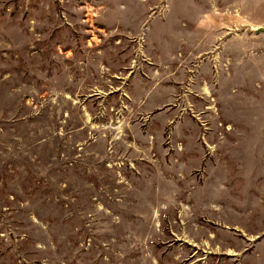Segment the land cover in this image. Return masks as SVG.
Here are the masks:
<instances>
[{
	"label": "rangeland",
	"instance_id": "obj_1",
	"mask_svg": "<svg viewBox=\"0 0 264 264\" xmlns=\"http://www.w3.org/2000/svg\"><path fill=\"white\" fill-rule=\"evenodd\" d=\"M264 0H0V264H264Z\"/></svg>",
	"mask_w": 264,
	"mask_h": 264
},
{
	"label": "water",
	"instance_id": "obj_2",
	"mask_svg": "<svg viewBox=\"0 0 264 264\" xmlns=\"http://www.w3.org/2000/svg\"><path fill=\"white\" fill-rule=\"evenodd\" d=\"M257 31L258 33H264V27L259 28Z\"/></svg>",
	"mask_w": 264,
	"mask_h": 264
}]
</instances>
